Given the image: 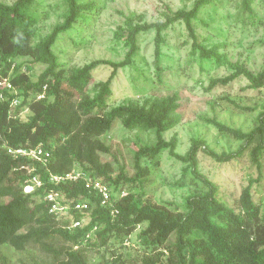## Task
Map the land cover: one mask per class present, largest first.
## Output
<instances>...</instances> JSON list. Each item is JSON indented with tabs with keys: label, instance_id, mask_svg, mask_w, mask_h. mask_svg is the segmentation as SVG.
Masks as SVG:
<instances>
[{
	"label": "trees",
	"instance_id": "1",
	"mask_svg": "<svg viewBox=\"0 0 264 264\" xmlns=\"http://www.w3.org/2000/svg\"><path fill=\"white\" fill-rule=\"evenodd\" d=\"M213 0H195L189 10L173 11L167 8L163 21L148 23L141 15L124 16L123 27L115 36L127 49L123 60H93L81 67L67 69L53 52L58 36L70 31L78 22H86L98 11L95 1L64 0L66 11L62 21L48 34L34 43L37 18L29 10L34 0H15L10 5L0 3V81L6 79L15 92L0 88V264H9L2 247L16 251L35 246L52 258L54 264H89L88 251L108 247L112 239L122 246L140 226L138 237L145 246L142 256L134 263L113 251L110 261L103 264H264V204L253 199V183L249 181L228 206L218 196L216 185L198 172L197 154L202 151L218 163L229 162L249 149L250 161L261 177L264 159V109L257 115L254 127L243 132L217 121L205 122L217 131L226 133L243 145L233 153L217 154L205 140L192 138L185 154L176 152L177 137L165 140L163 134L176 127L179 95L147 98L139 103L127 101L109 107L111 84L120 69L132 64L138 51L137 37L154 32V70L161 76L163 33L176 23H182L191 41L190 55L200 61L225 67L230 73L210 79L207 91L224 87L238 78L247 82L245 89L264 87V67L254 74L238 62L232 63L221 44L207 45L199 41L194 23L200 11ZM242 7L251 13V0H242ZM28 57L44 70L32 81L16 59ZM99 66L111 69L108 78L87 91L91 73ZM66 86L69 90L64 87ZM45 87V89H43ZM43 94V98L36 97ZM19 102L12 107L11 103ZM26 110L27 114L21 112ZM246 110V108H241ZM119 119L124 130H153L154 145L139 147L134 153L135 174L127 176L122 167L116 176L103 164L100 154H109L110 148L102 140L114 120ZM49 152L45 164L24 157L13 158L7 149L31 150L37 146ZM185 165L183 173L191 172L207 188L203 194L185 198L184 211L159 205L131 190L119 198L125 184L142 185L150 169L148 162L158 168L162 151ZM33 166L27 174L21 165ZM73 169L107 183L112 190L113 207L101 205V198L86 189L82 181L55 184L52 176H64ZM37 176L40 187L30 193L23 188L29 177ZM49 193H57L63 202L82 199L89 208L83 212L70 211L71 218L63 219L48 213L49 203L44 200ZM85 219L82 227L72 230L63 227L73 220ZM93 237V242H90ZM56 241L62 245L57 247Z\"/></svg>",
	"mask_w": 264,
	"mask_h": 264
},
{
	"label": "rangeland",
	"instance_id": "2",
	"mask_svg": "<svg viewBox=\"0 0 264 264\" xmlns=\"http://www.w3.org/2000/svg\"><path fill=\"white\" fill-rule=\"evenodd\" d=\"M14 1L0 0V3L10 5ZM93 1L97 3L99 10L88 21L78 22L70 31L60 34L53 46V52L67 69L81 67L93 60H123L127 49L115 34L122 31L124 16L141 15L148 23L163 21L167 8L173 11L189 10L195 0ZM251 10L250 13L243 9L242 0H213L200 11L194 27L199 41L207 45L221 44L223 47L220 52L225 53L230 62H238L257 74L264 67V0H251ZM65 11L64 0H34L29 10L37 18L34 43L62 21ZM163 36L161 76H156L154 70V32L142 33L137 37L138 51L132 64L120 69L112 81L109 107L130 100L141 103L147 98L177 93L181 121L163 134L167 141L172 136L177 137L176 152L185 154L192 138L205 140L217 154L236 152L243 143L217 131L205 119L215 118L228 127L243 132L250 131L257 115L264 109V87L259 90L245 89L246 80L238 78L227 86L207 91L210 79L226 76L230 71L191 56V41L182 23L174 24ZM16 64L22 65V71L32 81H36L44 70L43 65L33 63L28 57L17 58ZM110 71L107 66H99L92 71L87 91L91 94L94 85L105 81ZM21 114L26 115L27 111L24 110ZM101 140L110 148L109 154H100V160L110 166L111 176H116L119 167H122L129 177L136 172V150L156 142L153 130L126 131L119 119L114 120ZM197 160L198 172L216 185L219 198L228 206L234 205L249 181L255 182L260 178L259 182L253 183L252 194L254 201L263 206L264 159L261 177H258V171L250 161L249 149L229 162L218 163L202 151L198 152ZM142 165H147L150 169L149 176L142 185L125 184L122 190L124 193L131 190L159 205L184 211L187 196L203 194L207 189L191 172L183 173L185 165L171 158L167 150L161 152L158 168L152 167L148 162ZM142 228L143 226L138 227L122 246L112 239V243L106 248L90 249L89 264L110 261L115 250L122 253L123 258H130L128 263L137 262L145 251L142 240L137 236ZM93 240L91 237L90 242ZM55 245L60 247L62 243L56 241ZM2 251L7 255L9 264H54L51 257L42 254L35 246L26 247L23 251L4 246Z\"/></svg>",
	"mask_w": 264,
	"mask_h": 264
},
{
	"label": "built area",
	"instance_id": "3",
	"mask_svg": "<svg viewBox=\"0 0 264 264\" xmlns=\"http://www.w3.org/2000/svg\"><path fill=\"white\" fill-rule=\"evenodd\" d=\"M0 88H6L8 90H12L15 92L14 88L6 79L0 81ZM43 89H45V87ZM43 96H44L43 94H40L36 97V99L37 100L42 99ZM18 102L19 101L17 99L13 100L11 106L12 107L16 106ZM7 153L10 154L13 158L24 157L27 158L28 160H31L33 162H39L41 164H45L50 157L49 152L46 151L41 145L31 150H25V149L14 150L8 148ZM19 169L25 170L27 174H30L34 170L33 166L29 164L21 165ZM51 180L55 184L65 181L71 183L82 181L86 189L97 194L101 198V205L109 206L111 208L110 211L111 216L116 215L117 210L113 207V203L115 200L111 198L112 190L107 183H104L88 175L87 173L77 169H73L64 176H59V177L52 176ZM40 185L41 182L37 176L29 177V179H27V181L25 182L23 191L24 193H30L33 191L34 188L40 187ZM124 195L125 193L123 191H120L119 198L123 197ZM44 200L49 203L48 213L54 215L55 217L63 218V219L71 218V214L69 213L70 211L83 212L89 208L88 202L83 201L82 199L71 200V201H67L66 203H62L64 201L63 197L57 193L47 194ZM84 224H85V219L73 220L70 225L65 226L63 228L67 230H72L74 228L82 227Z\"/></svg>",
	"mask_w": 264,
	"mask_h": 264
}]
</instances>
